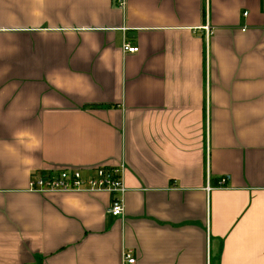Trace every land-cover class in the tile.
Wrapping results in <instances>:
<instances>
[{
  "label": "crops",
  "instance_id": "obj_1",
  "mask_svg": "<svg viewBox=\"0 0 264 264\" xmlns=\"http://www.w3.org/2000/svg\"><path fill=\"white\" fill-rule=\"evenodd\" d=\"M117 1L0 0V264H264V0Z\"/></svg>",
  "mask_w": 264,
  "mask_h": 264
},
{
  "label": "built area",
  "instance_id": "obj_2",
  "mask_svg": "<svg viewBox=\"0 0 264 264\" xmlns=\"http://www.w3.org/2000/svg\"><path fill=\"white\" fill-rule=\"evenodd\" d=\"M117 5L123 7L124 1L118 0ZM244 15V13H243ZM206 28V27H205ZM206 30V29H204ZM135 47L122 45V51L136 52ZM122 165H99L84 171L79 168H61L54 172L33 175L29 178L28 189L36 192L47 191H105L109 194L106 212L112 216L122 217L124 214L122 182ZM224 182L222 178L219 184ZM120 264H135V258L128 250L121 251Z\"/></svg>",
  "mask_w": 264,
  "mask_h": 264
}]
</instances>
